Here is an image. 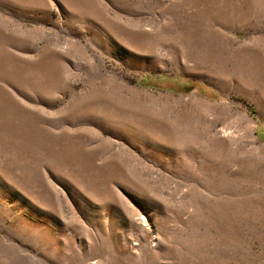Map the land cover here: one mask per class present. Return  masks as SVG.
<instances>
[{
  "label": "rangeland",
  "instance_id": "1",
  "mask_svg": "<svg viewBox=\"0 0 264 264\" xmlns=\"http://www.w3.org/2000/svg\"><path fill=\"white\" fill-rule=\"evenodd\" d=\"M0 264H264V0H0Z\"/></svg>",
  "mask_w": 264,
  "mask_h": 264
}]
</instances>
